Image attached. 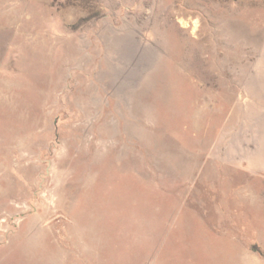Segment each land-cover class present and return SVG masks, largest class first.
<instances>
[{"label":"rangeland","instance_id":"374dc122","mask_svg":"<svg viewBox=\"0 0 264 264\" xmlns=\"http://www.w3.org/2000/svg\"><path fill=\"white\" fill-rule=\"evenodd\" d=\"M249 73L264 0H0V264H264L211 158Z\"/></svg>","mask_w":264,"mask_h":264},{"label":"crops","instance_id":"0c3cea01","mask_svg":"<svg viewBox=\"0 0 264 264\" xmlns=\"http://www.w3.org/2000/svg\"><path fill=\"white\" fill-rule=\"evenodd\" d=\"M258 85L251 73L240 83L237 99L214 140L211 158L235 173L264 180V101H259L264 97V85Z\"/></svg>","mask_w":264,"mask_h":264}]
</instances>
